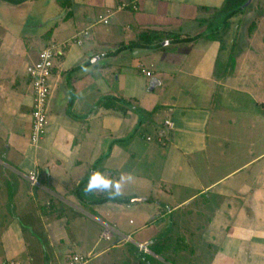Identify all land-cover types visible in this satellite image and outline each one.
I'll return each mask as SVG.
<instances>
[{"label": "crops", "instance_id": "obj_1", "mask_svg": "<svg viewBox=\"0 0 264 264\" xmlns=\"http://www.w3.org/2000/svg\"><path fill=\"white\" fill-rule=\"evenodd\" d=\"M59 1L61 19L74 18ZM223 3L83 0V39L75 24L60 36L57 21L35 35L22 18L33 2L0 3V264H65L70 254L84 264H264V87L239 83L248 49L233 67L231 53L217 64L230 41L207 39L202 20ZM147 31L160 34L150 46L138 41ZM51 42L64 50L35 145L26 68ZM164 120V143L147 139ZM97 170L132 180L120 197L84 193ZM104 225L112 244L100 247Z\"/></svg>", "mask_w": 264, "mask_h": 264}, {"label": "rangeland", "instance_id": "obj_2", "mask_svg": "<svg viewBox=\"0 0 264 264\" xmlns=\"http://www.w3.org/2000/svg\"><path fill=\"white\" fill-rule=\"evenodd\" d=\"M69 1L72 2L73 9L75 10L74 11L75 17L74 18L68 17L66 19H63V18L61 19L60 15L63 12H65V10L67 9L61 8L57 0H27V2H33L37 7H35L36 8L35 14L32 11L30 12V14L28 12H24L26 13V15L23 16L22 18L25 20L30 19V25H31V26H26V28L31 27L30 28L31 32L35 33V35H40V33L43 31V28L45 27L49 28L51 25H53L54 21H57V29L55 30L60 33V36L62 35L69 36V33L71 30L74 29V24H75V27H78L77 30L79 32V33L77 32L78 34H76V38H79V39L85 38V36L80 34V31L84 30L83 28H86L87 25L86 26L81 25V22L77 21L78 19H76V15H78V12H79L78 10L81 9L83 6L82 4L83 0H69ZM0 3L9 4L2 0H0ZM10 4L11 5L13 4L15 6L16 4H19V3H10ZM56 8H58V11L55 12V14L52 16V13L53 11L56 10ZM60 11H61V14H60ZM212 14L213 13H210V12L207 13V16L209 17H205V19L209 20ZM46 17H51L52 20H49L47 24H41V21H39L40 18H46ZM220 21L221 19H218L215 21V23L217 22L216 24H218ZM252 22L255 23V27L253 29L254 32L253 31L249 32L248 28ZM227 24L228 25H227L226 31L225 30H224L225 32L223 31L224 34L221 31L219 35L220 36L225 35L227 40L230 42L227 45V47L224 46L223 48L224 50L222 53H220L221 55L219 56L217 64H221L222 58L227 57L228 53H231L234 59H238L239 57H242V54L244 53L243 51L248 49L249 50L248 56L250 57L248 58V61L246 62L247 65H245V67L240 66V68H243L242 72L240 73V76H241L240 78L242 80V77H244V81L239 82V83H241V85H246V87L248 88H253L255 84L257 86L260 85L261 88L264 87V0H249L248 8L243 10V12L230 17L228 19ZM202 28H203L202 31L205 33L207 31L209 32L213 30L210 28L206 29L207 28L206 22L204 23V26ZM56 31H54L52 37L57 42H59L60 41L59 38L56 37L58 36L57 34L59 33L56 34ZM213 31L217 32L215 30ZM91 32L92 30L89 29L90 35H91ZM251 33L252 35H250ZM76 38L73 40H70L69 44L72 43V41L75 42ZM247 41L249 42V45L247 44ZM247 45L249 46V48ZM246 67L247 69L244 71V68ZM133 216L134 215L132 216L130 215L129 217L134 219ZM99 239H100V242H99L100 247L105 246V245L109 246L110 244H112V241H107L101 238ZM169 245L174 246L175 244L171 242ZM124 246H134L135 247L137 245H135L132 241H129V242H126ZM69 249L72 252L73 251L81 252L79 246H77V248L75 247L72 248L71 246ZM122 251L120 252V249H117L116 252H119V253L116 254L115 257L117 256L120 257L121 255L124 257L125 253ZM71 255L72 254H70L69 256ZM112 257L113 256L111 255L109 256L110 259H112ZM104 260H107V257Z\"/></svg>", "mask_w": 264, "mask_h": 264}, {"label": "built area", "instance_id": "obj_3", "mask_svg": "<svg viewBox=\"0 0 264 264\" xmlns=\"http://www.w3.org/2000/svg\"><path fill=\"white\" fill-rule=\"evenodd\" d=\"M128 3H121L117 9L126 8ZM132 8H135L133 3ZM98 21L107 23L108 16L99 15ZM84 34H87L85 31ZM80 42V40H78ZM64 46L56 44L55 42L49 43L39 53L38 59L27 66L26 72L31 80L32 88V112H31V133L30 141L32 144H37L42 138L45 132V126L47 124V100L50 94L49 77L54 67L55 61L63 54ZM149 75V72H146ZM172 128V122L170 120H164L163 127L159 129L157 134L147 139L155 140L156 142L164 143L167 132ZM27 179L31 187L39 184L38 172L36 170L29 171ZM113 230L108 225H104L100 233V238L109 240L112 236ZM130 236L127 235L122 238V241H129ZM141 250L146 251V247L139 245ZM88 260V256L73 255L70 256L65 264H84Z\"/></svg>", "mask_w": 264, "mask_h": 264}, {"label": "trees", "instance_id": "obj_4", "mask_svg": "<svg viewBox=\"0 0 264 264\" xmlns=\"http://www.w3.org/2000/svg\"><path fill=\"white\" fill-rule=\"evenodd\" d=\"M59 2L63 7H65L69 4V0H60ZM248 6H249V0H224L223 5L220 8L214 10V12H213V14L209 20L208 19L202 20V22L207 23L206 29L210 28V29L217 31V32H214L213 30L209 31V32L207 31L205 33V37L207 39L220 38L219 33H221V31L223 32L227 28L228 19L230 17H232L233 15H236L238 13L243 12V10L248 8ZM218 19H221V21L218 23L219 25L216 24L217 22L215 23V21ZM254 27H255V23L252 22L248 28L249 32H252ZM174 37H176L175 39H177V41H183V42H188V41L195 39V37H193V38L188 37V38H183V39H178L177 36H174ZM159 38H160L159 32H157V31H149L148 32L147 31V32H141L139 34L138 41L140 43H142L143 45L150 46V45H153L157 40H159ZM234 62H235L234 57L232 54H230L229 55V66L233 67L235 64ZM110 100H112V99H109V101ZM106 105H107V107H112V106H109V104H106ZM106 199H108V198H105V200ZM120 201L129 202V201H131V199H126V200L123 199Z\"/></svg>", "mask_w": 264, "mask_h": 264}, {"label": "clouds", "instance_id": "obj_5", "mask_svg": "<svg viewBox=\"0 0 264 264\" xmlns=\"http://www.w3.org/2000/svg\"><path fill=\"white\" fill-rule=\"evenodd\" d=\"M132 180V177L121 176L118 180H114L100 171H94L90 174L87 184L82 191L86 194L94 192H104L112 198L120 197L123 194L122 188L125 182Z\"/></svg>", "mask_w": 264, "mask_h": 264}, {"label": "water", "instance_id": "obj_6", "mask_svg": "<svg viewBox=\"0 0 264 264\" xmlns=\"http://www.w3.org/2000/svg\"><path fill=\"white\" fill-rule=\"evenodd\" d=\"M5 1L9 3H20V2L27 1V0H5Z\"/></svg>", "mask_w": 264, "mask_h": 264}]
</instances>
